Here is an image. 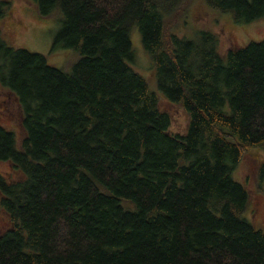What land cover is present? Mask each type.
Listing matches in <instances>:
<instances>
[{
	"label": "trees",
	"instance_id": "obj_1",
	"mask_svg": "<svg viewBox=\"0 0 264 264\" xmlns=\"http://www.w3.org/2000/svg\"><path fill=\"white\" fill-rule=\"evenodd\" d=\"M193 1L33 0L78 52L68 71L0 35V85L23 130L18 141L0 125V162L20 173L0 177V264H264V230L232 178L264 149V38L221 54L214 32L180 37ZM200 2L264 19V0ZM133 31L183 133L133 67Z\"/></svg>",
	"mask_w": 264,
	"mask_h": 264
},
{
	"label": "rangeland",
	"instance_id": "obj_2",
	"mask_svg": "<svg viewBox=\"0 0 264 264\" xmlns=\"http://www.w3.org/2000/svg\"><path fill=\"white\" fill-rule=\"evenodd\" d=\"M4 1L6 5L0 17V35L6 44L12 48L43 54L49 64L68 71L73 64L70 62L77 60L78 52L67 44L56 43L61 30V23L55 20L56 16L49 20L41 17L33 0ZM200 1L194 0L189 14L178 22L177 33L180 37L191 40L196 32H214L219 38L221 54L230 48H240L264 38V19L236 23L231 14L216 13ZM197 37L192 41H196ZM130 38L134 48L133 67L145 77L151 90L158 93L159 107L169 115L171 131L183 133L188 121L186 113L156 90L155 72L149 55L141 45L140 36L133 31ZM3 45L2 47L0 42V62L3 60L2 48H10ZM21 115V108L15 97L0 85V125L12 131L18 141L23 137ZM3 176L20 178V173L12 170L8 163L0 162V177L4 178ZM232 178L243 184L249 194L245 218L264 230V149H249L234 168ZM8 225L0 210V232Z\"/></svg>",
	"mask_w": 264,
	"mask_h": 264
}]
</instances>
